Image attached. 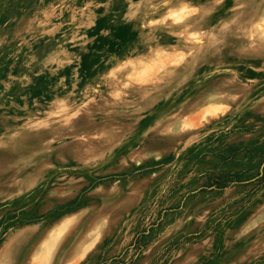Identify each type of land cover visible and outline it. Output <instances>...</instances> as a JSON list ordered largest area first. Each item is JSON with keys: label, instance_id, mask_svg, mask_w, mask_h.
I'll use <instances>...</instances> for the list:
<instances>
[{"label": "rangeland", "instance_id": "374dc122", "mask_svg": "<svg viewBox=\"0 0 264 264\" xmlns=\"http://www.w3.org/2000/svg\"><path fill=\"white\" fill-rule=\"evenodd\" d=\"M263 21L0 0V264H264Z\"/></svg>", "mask_w": 264, "mask_h": 264}, {"label": "bare ground", "instance_id": "6f19581e", "mask_svg": "<svg viewBox=\"0 0 264 264\" xmlns=\"http://www.w3.org/2000/svg\"><path fill=\"white\" fill-rule=\"evenodd\" d=\"M176 21H173V22H177V21H179L180 19H175ZM187 24H189L188 22H187ZM261 24V23H260ZM259 24V25H260ZM263 24H264V21H263Z\"/></svg>", "mask_w": 264, "mask_h": 264}]
</instances>
